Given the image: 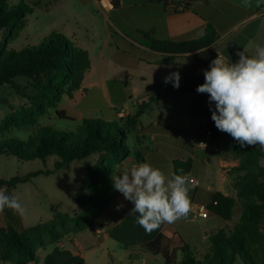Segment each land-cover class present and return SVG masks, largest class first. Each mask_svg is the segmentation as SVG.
<instances>
[{
    "label": "trees",
    "instance_id": "obj_1",
    "mask_svg": "<svg viewBox=\"0 0 264 264\" xmlns=\"http://www.w3.org/2000/svg\"><path fill=\"white\" fill-rule=\"evenodd\" d=\"M84 1V0H83ZM111 0L114 10L110 15V32L115 41L117 52L138 57L141 61L152 63L163 55H187V65L194 74L187 76L179 92L196 91L198 85L204 83V71L217 57L212 46L219 39L216 27L206 23L205 35L189 40H174L166 33L161 34L157 25L139 26L132 21L133 26H122L120 18H132L138 14L139 4L144 5L152 0ZM40 6V2L30 5L27 0H21L16 5L9 0H0V31H7V42L19 37L28 22V15ZM48 6V5H47ZM46 6V7H47ZM172 7L175 13L181 7L179 2L169 5L164 0L162 9ZM184 7L181 11L186 10ZM91 68V58L88 50L75 45L60 33L48 35L38 45L26 47L19 51H0V86L10 85L16 93L30 102V107L21 110L23 113L20 124H33L38 116L47 114L48 109H56L60 119L74 121L65 110H59L57 105L66 95L70 99L81 89L86 73ZM17 78H27L33 82L34 92L28 93L17 83ZM191 108L194 116L207 119V128L212 130L213 138H217L218 129L211 119V110L207 93H199ZM159 98L153 94L142 100L134 113L123 122H109L101 119L87 118L73 132H64L46 126L38 134L22 141L16 138H0V158L11 157L19 162L41 160L46 162L54 159L53 168L37 170L26 175H17L8 180L0 179V187L14 189L19 185L33 182L39 176H51L68 169L75 161L98 156L94 165H90L79 184L80 194L72 193V202L80 206L74 209V214L60 212L51 207L52 221L39 223L18 231L14 225L0 223V261L4 264L40 263L38 249L52 245L64 236L78 234L100 225L103 212L120 192L114 190L112 175L115 169L128 158L137 162H145L149 148L138 138V145L130 148L127 144L129 136L138 131L139 119ZM213 108V105H211ZM13 114L11 115V117ZM14 116L0 124V135L13 125ZM16 121V120H15ZM231 147L239 162L232 168V186L235 196H227L215 192L206 204L208 216L214 215L226 221H231L237 204L242 205L240 220L231 231L220 229L208 236V249L203 253L193 250L180 235L167 238L163 224L151 234L136 223V215L131 214L117 224L109 232V237L126 248H139L143 251L161 255L164 264H235L244 259L246 264H264V256L259 252V245L264 249V234L261 226L264 223V149L241 147L234 140ZM174 173L183 169L191 173L193 159L187 155L176 158L173 162ZM129 205H134L129 201ZM259 247V248H258ZM181 253L178 259L177 253ZM42 264H86L80 255H74L70 250L55 246L48 253Z\"/></svg>",
    "mask_w": 264,
    "mask_h": 264
},
{
    "label": "rangeland",
    "instance_id": "obj_2",
    "mask_svg": "<svg viewBox=\"0 0 264 264\" xmlns=\"http://www.w3.org/2000/svg\"><path fill=\"white\" fill-rule=\"evenodd\" d=\"M20 1L21 0H9V4L16 5ZM27 2L30 5L34 2H40V6L35 8L33 13L28 15L27 25L21 30L16 40L7 42V31H0V51L3 47H6L7 50L19 51L26 47L38 46L48 35L60 33L71 40L75 45L88 50L91 60L98 69L99 66L102 65V62L105 64L110 62L111 65L109 66H111V68L118 67L113 60L119 61V54L123 53H115L117 48L109 27L112 23L109 18H105L104 14L99 10V7L95 3H92L91 0H27ZM260 2L264 4L263 0H260ZM167 3L171 6L176 4V1L167 0ZM212 8L214 9V7ZM262 12V6H252L248 12L232 23V25H236V27L230 29L229 35L227 36L225 35V30L219 29V43L216 49L225 59L237 62L239 60V56L237 55L238 52H244L245 50L247 55L254 56L257 45L264 47V16L259 15ZM242 20L244 21L239 23ZM112 54H117V57H112ZM143 66L150 69L157 68L156 65L148 67L147 64H144ZM163 68L168 71L170 70L171 73L179 72L180 77L182 72H184L181 67L175 68L171 65H168V67L166 66V68L164 65ZM148 77L150 80L145 86L148 89H154L156 81L151 80L156 79L158 76H153V79L150 75ZM16 81L23 86L28 93L31 94L34 92L33 82L29 79L17 78ZM150 93V95L159 94L155 90H150ZM168 94L169 93L166 91L165 95L162 96L163 102L160 106V110L164 109L163 111H165L167 109L165 106L170 98ZM174 96L179 95L174 94ZM79 103L80 101L75 102L74 98L70 99L65 95L62 101L57 105L59 110H65L69 116L73 117L74 121L60 119L56 115V109L49 108L47 114L38 116L33 124L22 125L19 123L23 117L21 110L30 107L29 100L17 94L15 89L10 85L0 86V124L13 116L16 120H13V125L9 130L3 132L0 138H16L26 142L30 137L38 134V132L46 126L53 127L59 131L73 132L81 126L83 121L84 114L79 113L77 109ZM184 103L185 102L181 103L178 110L175 109L172 112L180 121L186 118L190 119L191 116L190 106L186 107ZM12 114L13 116L11 117ZM96 115L98 118H101L100 114ZM147 116L146 114L144 119L147 118ZM203 126L204 124H202L200 128V134L202 133ZM207 126L206 123L204 128ZM219 134L222 142L225 140L234 141L227 133L219 131ZM130 138L133 139L134 135ZM127 144L130 148L133 147L129 140ZM251 147L258 148L259 145ZM209 148L212 149V147ZM97 160L98 156H93L90 159L75 161L66 170L57 172L51 176H39L31 183L19 185L14 189H8V194L15 195L20 203L27 209V212L24 216H20L6 208L3 213H0V223L7 224L11 222L18 231H22L24 228L32 227L39 223H48L52 221V206L60 212L74 214V209H79L80 206L72 202L71 192L76 194L81 193L79 184L83 183L88 166L94 165ZM262 160V165L264 166V159ZM53 161L54 159H48L46 162L41 160L19 162L11 157H2L0 158V179L8 180L11 177L26 175L40 169H52ZM197 177L198 176H195V178ZM199 181L200 186L197 188V196L193 198V200L190 197L191 203L192 201L194 203L192 213L189 212L191 220L188 222L182 221L178 224L184 240L192 246L195 253H197V257H199L198 253L204 254L208 249V239H205L204 235L215 233L220 229L227 231L233 230L238 224L242 213V205L238 203L231 221H226L211 214L208 218L202 217L200 214L201 211L197 206L209 199L206 192L208 183L202 178H200ZM197 189L196 187L192 188L190 192L194 193ZM226 191L235 193L233 186L229 183L226 186ZM100 226L101 224L78 234L64 236L55 244L39 248V264H42L45 256L50 253L55 246L63 243L65 246H69V237L73 235H77L83 242H88L87 240L90 237L89 232L92 230V232L97 235V229H99ZM261 231L264 234V223L261 226ZM103 237V235L100 237V241H103ZM90 244H93L92 241L87 245L89 246ZM259 247L258 250L260 254L262 253L264 256V249L260 245ZM129 250V248L109 238L107 244L94 245L89 249L90 252H88L87 255L88 264H128L130 260ZM177 255L178 259L182 257L180 252H178ZM31 264L37 263L32 262ZM142 264H147V262L144 260ZM235 264H246V262L244 259L238 258Z\"/></svg>",
    "mask_w": 264,
    "mask_h": 264
},
{
    "label": "crops",
    "instance_id": "obj_3",
    "mask_svg": "<svg viewBox=\"0 0 264 264\" xmlns=\"http://www.w3.org/2000/svg\"><path fill=\"white\" fill-rule=\"evenodd\" d=\"M175 1L181 4L178 9L179 13H175L172 7L163 11L164 0H152L144 5H138V7L143 6L139 7L138 14L140 16L135 15L132 18L122 16L120 18L121 25L132 27V21H136L139 26L157 25L160 28V33H166L171 39L189 40L201 37L198 33L204 32L206 23H211L216 27L218 35L221 28L225 30V35L227 36L229 35V30L236 27L232 23L250 10V8L242 6V0ZM91 2L99 7V10L107 19L113 13L114 8L110 4L111 0H91ZM256 3L257 0H252L253 6H256ZM121 6L125 7L123 0H121ZM260 6H262L263 12L259 15L264 16V4L260 2ZM184 7H187V9L181 11ZM218 43L219 39L212 46V49L217 54L219 53L216 49ZM119 55V61L113 60L118 67L113 68L109 66L111 65L110 62L106 64L102 62L98 69L91 60V68L85 75L81 89L75 93L74 97L75 102L80 101L77 109L79 113L84 114L83 120L95 118L109 122H123L134 113L142 100L150 96V90H155L159 93V98L139 119L138 131L133 132L129 136L130 138L134 135L133 139L128 138L133 146L131 148L138 145V138L142 139V143L149 148L145 155V162L161 169L169 177L174 173V159L182 158L183 155L191 157L193 159V168L190 174L192 178L198 181L196 189L200 186V178L208 183L206 192L209 199L197 206L199 209L202 206H206L215 192H222L227 196H235V193L226 191V186L228 183L232 185L233 177H235L232 168L239 162L230 145L234 141L225 140L222 142L218 130L216 138L220 145L218 151L209 147H200L199 143L205 139L204 126L207 123V119L203 116H194L191 112L192 105L200 98V94L179 92L171 83L164 82V78L171 74L170 70L163 68L164 65L165 68L171 65L175 68L181 67L184 70L180 77L179 87L182 86L187 76L194 74L193 69L187 65V55H163L152 63L141 61L138 57L128 54ZM112 57H117V54H112ZM232 62L235 63L234 60ZM144 64H147L148 67L156 65L157 68H146L143 66ZM149 75L152 79L154 78L153 76H158L156 79L151 80L156 81L154 89H148L145 86L150 80ZM166 91L169 93L170 98L165 106L167 109L163 111L164 109L160 110V106L163 102L162 96L165 95ZM174 94L179 96H174ZM183 102H185L184 105L186 107L190 106L191 116L190 119L186 118L180 121L172 112L175 109L178 110ZM96 114H100L101 118H98ZM146 114L148 116L144 119ZM202 124L204 126L200 134ZM133 163H137L134 158L126 159L116 167L115 175L120 174L124 167H130ZM195 176L198 177L195 178ZM197 194L198 189L194 193L190 192L189 196L193 200ZM118 205H123V207L117 210ZM193 206L194 203L192 201L191 213ZM131 209L129 201L122 194H119L101 215V226L97 229V235L91 230L88 242H83L77 235H73L69 237V246H65L64 243L58 246L62 249L70 250L74 255L82 256L85 259V263L88 264L87 255L90 252L89 249L94 245L107 244L111 229L130 216ZM189 214L186 219L178 220L174 224L166 223L163 230L164 235L167 238H172L175 234H178L183 238L178 224L182 221H190ZM102 235L104 236L103 241H100ZM209 235H204V238L208 239ZM91 241L93 244L88 246L87 244ZM129 249L130 260L128 264H142L144 260L147 264H164L161 255H154L139 248ZM0 264L4 263L0 261Z\"/></svg>",
    "mask_w": 264,
    "mask_h": 264
},
{
    "label": "clouds",
    "instance_id": "obj_4",
    "mask_svg": "<svg viewBox=\"0 0 264 264\" xmlns=\"http://www.w3.org/2000/svg\"><path fill=\"white\" fill-rule=\"evenodd\" d=\"M242 6L251 8L252 0H242ZM256 6H260V0ZM237 55L239 60L233 63L218 53L204 71V83L196 91L208 94L211 119L219 131L229 134L241 147L259 145L264 149V47L257 45L254 56L245 50ZM164 82L179 88V72L171 73ZM178 172L169 177L148 162H137L112 175L114 190L134 205L129 214L136 215V223L146 233L188 217L189 193L198 181L183 169ZM121 207L118 205L117 210ZM6 208L20 216L27 212L5 186L0 187V213Z\"/></svg>",
    "mask_w": 264,
    "mask_h": 264
},
{
    "label": "built area",
    "instance_id": "obj_5",
    "mask_svg": "<svg viewBox=\"0 0 264 264\" xmlns=\"http://www.w3.org/2000/svg\"><path fill=\"white\" fill-rule=\"evenodd\" d=\"M173 1H175V0H173ZM204 134H205V139L199 143V146L200 147H204V148H206V147H212L214 150L218 151L220 145L216 141V139L213 138L212 130L209 129V128H207L205 130V133ZM200 211H201L200 214H201L202 217H204V218H208L209 217L208 216V212L206 210V206H202L200 208Z\"/></svg>",
    "mask_w": 264,
    "mask_h": 264
},
{
    "label": "bare ground",
    "instance_id": "obj_6",
    "mask_svg": "<svg viewBox=\"0 0 264 264\" xmlns=\"http://www.w3.org/2000/svg\"><path fill=\"white\" fill-rule=\"evenodd\" d=\"M107 2V1H106Z\"/></svg>",
    "mask_w": 264,
    "mask_h": 264
}]
</instances>
